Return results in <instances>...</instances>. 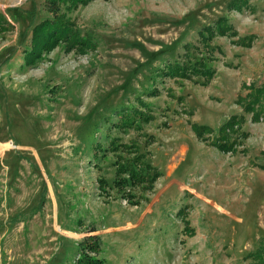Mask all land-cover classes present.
<instances>
[{
    "label": "rangeland",
    "instance_id": "rangeland-1",
    "mask_svg": "<svg viewBox=\"0 0 264 264\" xmlns=\"http://www.w3.org/2000/svg\"><path fill=\"white\" fill-rule=\"evenodd\" d=\"M234 1L91 0L66 20L96 48L61 44L29 65L33 30L51 17L47 0H0L11 25L0 28V264H77L90 236L105 264L258 262L264 117L253 121L241 101L264 85V0L241 11ZM219 18L239 36L206 43L199 36ZM251 36L252 47L238 45ZM186 60L204 62L214 79L159 72ZM123 111L152 120L119 130ZM235 116L237 151L226 154L211 142ZM192 124L214 130L208 142ZM100 140L107 152L98 161ZM111 141L161 173L151 192L126 199L115 187L122 152Z\"/></svg>",
    "mask_w": 264,
    "mask_h": 264
},
{
    "label": "trees",
    "instance_id": "trees-1",
    "mask_svg": "<svg viewBox=\"0 0 264 264\" xmlns=\"http://www.w3.org/2000/svg\"><path fill=\"white\" fill-rule=\"evenodd\" d=\"M91 0H47L46 9L51 16L36 26L33 30L32 47L27 50L24 57L25 64L34 65L43 59L44 54H49L52 50L65 44L67 50L78 51L86 53L91 49H95L96 45L93 40L83 36L80 32L75 30V24L66 20L68 14L77 9L81 5L89 4ZM250 0H235L231 4V8L236 11H241L243 8H248ZM10 22L6 15L0 9V28L6 30L10 27ZM200 35V34H199ZM229 36L238 37L239 34L235 28L230 24L227 18H219L214 26L206 28L205 32L201 33L203 40L208 43L213 41L215 37ZM254 36L247 38H239L238 45L242 47H252L254 43ZM189 58V57H188ZM164 64V63H163ZM162 76L169 75L173 78L193 79V77H204L207 82L212 81L215 77V71L210 70L204 62L184 61L182 63L173 62L165 65ZM241 104L244 111L252 113V119L259 122L264 117V85L262 87L252 86L250 92L245 98H242ZM152 116L144 115L139 111H123L121 119L118 123H113L114 128L119 130H127L131 128H139V124L143 121L149 123ZM242 121L238 117H233L220 130V137L213 140L211 145L223 153H236L237 142H231V136L238 134L241 131ZM194 133L205 142H208L206 133L213 134L214 130L210 127H204L192 124ZM100 140L95 144L96 160H100L102 154L107 152L106 147ZM113 150L121 151L122 154L118 156L116 167V181L115 187L124 195L126 199H133L132 195L135 190H139L142 194H148L154 189L156 181L161 176V173L153 166L146 162L143 155H139L137 151L130 150L129 146L119 145L116 142L110 143ZM125 153H129L126 156ZM264 155V152L262 153ZM132 155V156H131ZM107 158V156H104ZM264 171V165L259 166ZM101 187L105 190L109 184L106 180L100 181ZM138 205V204H136ZM183 215L187 222L186 230L190 235L195 234V230L191 228L188 217L184 216V210L179 212ZM92 229L90 232H96ZM101 241L98 236H90L85 238L80 244L77 264H105V261L99 258L101 250ZM259 258L256 264H264V253L258 254Z\"/></svg>",
    "mask_w": 264,
    "mask_h": 264
},
{
    "label": "bare ground",
    "instance_id": "bare-ground-1",
    "mask_svg": "<svg viewBox=\"0 0 264 264\" xmlns=\"http://www.w3.org/2000/svg\"><path fill=\"white\" fill-rule=\"evenodd\" d=\"M4 146L3 144H0V147Z\"/></svg>",
    "mask_w": 264,
    "mask_h": 264
}]
</instances>
